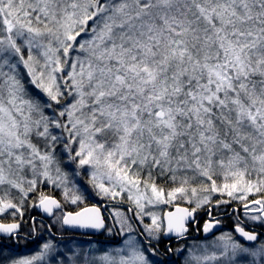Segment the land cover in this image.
<instances>
[{
	"label": "snow or ice",
	"instance_id": "snow-or-ice-1",
	"mask_svg": "<svg viewBox=\"0 0 264 264\" xmlns=\"http://www.w3.org/2000/svg\"><path fill=\"white\" fill-rule=\"evenodd\" d=\"M262 230L264 0H0V237L51 236L7 264H264Z\"/></svg>",
	"mask_w": 264,
	"mask_h": 264
},
{
	"label": "trees",
	"instance_id": "trees-1",
	"mask_svg": "<svg viewBox=\"0 0 264 264\" xmlns=\"http://www.w3.org/2000/svg\"><path fill=\"white\" fill-rule=\"evenodd\" d=\"M93 202H95V201H93ZM90 203H92V202H90ZM169 208H171V207H167L166 209H169ZM34 214L38 218L41 216V214L39 212H35ZM217 217H219V219L223 222V224L226 227L225 228L226 230L232 231V229L234 227V221L230 217L224 215L222 212L217 213ZM44 222L45 223H51V220L46 219V221H44ZM259 230H261V229H259ZM262 231H264V230H262ZM67 233L70 234L69 231H60V232H56V235H64V234H67ZM101 236H103V235H101ZM104 237H106V236H104ZM50 238H51V236L49 235V233L47 231H44L43 233H41L40 235L37 236V239L35 241H31L30 239L29 240L21 239V240L18 241V243H19L20 247L21 246L22 247H27V248H29L28 252H31V251L35 250L37 244L43 242L44 240L50 239ZM72 238H74V237H59V236H56V241L59 243L61 240L72 239ZM83 241L88 242V241H91V240H88V239L85 240L84 239ZM101 242H105V243H109L110 244V242H108V241H101ZM186 242H187V240L186 241L181 240L179 242H176L175 244L172 243V246L174 248H179L180 245H182L183 243H186ZM163 248H164V246L162 244L161 245V250H163ZM0 249H2V252H0V263H2V264H6L7 261H8V258H14L16 253L24 252V251H19V250L18 251L13 250V249L8 248V247H6L4 245H1ZM174 255H176V253ZM180 256H181V254H180Z\"/></svg>",
	"mask_w": 264,
	"mask_h": 264
},
{
	"label": "rangeland",
	"instance_id": "rangeland-1",
	"mask_svg": "<svg viewBox=\"0 0 264 264\" xmlns=\"http://www.w3.org/2000/svg\"><path fill=\"white\" fill-rule=\"evenodd\" d=\"M93 201H95L96 202V200H91L90 202H92V203H95V202H93ZM169 209H171V208H169ZM164 210H168V209H164ZM205 219H207V218H205ZM146 222H148L147 221V218H146ZM203 222V221H202ZM201 222V223H202ZM223 232H230L229 230H225V231H222V232H220L219 234H217V236L218 235H220L221 233H223ZM102 238H106V239H109V238H107V237H102ZM212 238V237H211ZM205 240V239H204ZM6 242H9V243H11L10 241H8V240H5ZM109 241H111L110 239H109ZM193 241H203L202 239H200V240H192V239H189V240H187V242L186 243H183L182 245H186V244H190L191 242H193ZM70 242H75V244H80V245H87L90 241H88V242H85V241H83V240H74V239H64V240H61L58 244L61 246V247H63L65 244H69ZM93 242V241H92ZM41 243H43V242H41ZM41 243H39V244H41ZM112 243V242H111ZM39 244H37L36 245V248H35V250H33V251H31V252H28L29 251V248H27V247H20V251H24V252H20V253H16L15 254V256H14V258H19V257H22V256H28V255H31V254H33L36 250H38V245ZM11 245H13L12 243H11ZM182 245H180L179 246V248L182 246ZM26 250V251H25ZM180 255V253H176V255H175V257H174V260H175V262H173V263H168V262H166L167 261V258H165V257H163V256H160L158 259H160V260H164L165 261V264H183V262H184V257L187 255V253L185 252V253H183V254H181V256H179ZM177 256H179V257H181L180 259L179 258H177ZM2 257V256H1ZM0 264H2V263H0ZM7 264V263H6Z\"/></svg>",
	"mask_w": 264,
	"mask_h": 264
},
{
	"label": "water",
	"instance_id": "water-1",
	"mask_svg": "<svg viewBox=\"0 0 264 264\" xmlns=\"http://www.w3.org/2000/svg\"><path fill=\"white\" fill-rule=\"evenodd\" d=\"M168 210H172V209H168ZM167 211V210H166ZM45 219H47V218H45ZM225 228V226H224V224L223 223H221L220 225H218V228L217 229H213V232L215 233V234H217V233H219L220 231H222L223 229ZM68 231H71V232H74V233H78V234H83V235H86V236H93V237H96V235H89V234H87L88 232H89V230H83V229H76V230H68ZM37 237V236H36ZM36 237L35 238H33V239H30V240H35L36 239ZM194 238H199V237H202V238H205L206 239V237H205V234L201 231V233H197L196 231H195V234H194V236H193ZM210 237H212V234L211 233H209V234H207V238H210ZM239 238V237H238ZM173 239H175V238H173ZM15 242V241H14ZM8 244V243H6V242H4V241H2L1 239H0V244ZM13 249H18L19 248V245H18V243L17 242H15L13 245H10Z\"/></svg>",
	"mask_w": 264,
	"mask_h": 264
},
{
	"label": "flooded vegetation",
	"instance_id": "flooded-vegetation-1",
	"mask_svg": "<svg viewBox=\"0 0 264 264\" xmlns=\"http://www.w3.org/2000/svg\"><path fill=\"white\" fill-rule=\"evenodd\" d=\"M194 227L195 226H193V229H194ZM259 230V229H258ZM195 231V230H194ZM192 232H193V230L192 229H190V235L188 236L189 238L190 237H193L192 236ZM175 241V240H174ZM174 241H172L171 243H175ZM161 251H163V250H161ZM163 257H165V258H167V261L166 262H168V263H173V262H175V260L173 259V258H171L172 257V255L171 254H168V255H162ZM174 256V255H173ZM169 258V259H168ZM179 258V257H178Z\"/></svg>",
	"mask_w": 264,
	"mask_h": 264
}]
</instances>
